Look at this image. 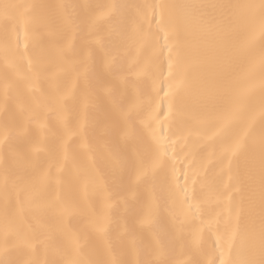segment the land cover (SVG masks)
Instances as JSON below:
<instances>
[{
  "label": "snow or ice",
  "instance_id": "snow-or-ice-1",
  "mask_svg": "<svg viewBox=\"0 0 264 264\" xmlns=\"http://www.w3.org/2000/svg\"><path fill=\"white\" fill-rule=\"evenodd\" d=\"M36 7L42 6L2 5L5 62L10 57L23 60L30 52L28 71L21 80L30 88L35 87V80L51 86L46 89V103L54 106L52 110L62 125L63 164L57 167L68 173L75 171L81 181V200L100 194L101 208L88 217L96 232H115V240L127 237L132 249L146 237L151 256L163 255L167 240L164 223L170 215L181 228L195 227L193 244L198 250L202 247L200 233L208 234L211 243L205 258L194 264H264V100L257 112L253 97L240 95L233 84V65L252 64L258 55L260 95L264 98V0L259 4L151 3L137 6L139 12L134 18L121 14L123 6L118 4L85 5L84 9L99 15L89 17L87 12L81 15L72 11L58 22L49 18L56 23L54 33L42 30L32 14ZM208 10L219 11L202 31L203 51L213 58L216 70L205 99L192 106L187 100V76L174 71V64L181 57V27L203 25ZM100 20L110 25L107 36L93 32L85 35V29L96 27ZM93 35L96 38L89 40ZM53 47L67 66L63 77L47 74L44 59ZM149 49L153 53L148 60L153 70L151 92L132 100L127 90L118 86L123 65L134 50ZM142 63V57L137 56L133 69H140ZM12 66L19 70L18 63ZM69 99L78 101L80 107H61V102L66 104ZM5 101L7 105V89ZM93 108L101 110L109 129L102 154L109 163L98 175L78 163L81 151H91L86 133L95 126L89 119ZM65 112L70 113L68 118ZM9 136L5 125L4 140ZM179 144L184 148L169 156V148ZM73 145L79 147L73 149ZM190 145H195V153L189 151L179 160ZM193 154L200 157L198 167L188 164ZM95 164L93 159L91 165ZM217 170L221 181L224 176L228 179L222 187L208 183L209 175H216ZM55 179L51 168L44 171L36 165L4 169L0 229L5 258L0 264H18L8 258L10 251L34 249L44 243L41 236L47 224L42 210L62 222L65 214L79 207L72 194H54ZM213 201L214 210L201 213ZM121 204L123 212L117 217ZM65 238L68 248L64 264H85L78 258V236L66 230ZM112 247L113 243L110 252ZM103 264L120 262L114 257ZM148 264L171 262L151 259Z\"/></svg>",
  "mask_w": 264,
  "mask_h": 264
},
{
  "label": "bare ground",
  "instance_id": "bare-ground-1",
  "mask_svg": "<svg viewBox=\"0 0 264 264\" xmlns=\"http://www.w3.org/2000/svg\"><path fill=\"white\" fill-rule=\"evenodd\" d=\"M260 0H0V214L3 209V183L2 177L5 168L10 170L21 169L36 165L44 171L51 168L55 174L53 182L54 194L70 193L73 198L79 202V207L64 215L62 222L57 221L51 214L42 210V218L47 224L41 240L44 243L37 244L34 249L22 248L18 251H10L8 258L15 260L18 264H64L66 259V251L68 242L65 238V231L71 230L79 238L80 250L78 258L83 260L85 264L91 261L92 264H103L116 258L120 264H148L151 259H167L171 264H189L197 260L205 258V254L210 246L208 234L200 233V243L202 247L198 250L193 244V232L195 227L178 226L177 222L169 215L164 223L167 230V240H165V251L163 255L153 254L151 256L149 242L145 237L143 241L137 243L135 248L128 246L127 237H121L115 240V232L104 235L99 234L90 225L88 217L94 211H99L102 206V199L99 193H93L92 199L81 200V181L72 173L58 170V163L63 164V147L60 140L62 125L57 121L54 113L53 105L46 103L47 92L51 86L40 80L33 81L35 87L30 88L21 80V75L27 73V61L32 58L29 52L23 60L10 57L5 62L3 54V28L5 24L2 5L10 4H26L36 5L32 9V14L40 22L42 30L54 33L56 31V23L61 20L66 12L75 11L83 15L87 12L89 17L99 15L90 9H84L85 5H106L118 4L123 6L120 9L121 14L136 17L139 9L137 6L151 3H170V4H225L239 3L259 4ZM69 5L74 9H65L61 6ZM213 16H219V11L208 10L203 25L195 23L181 27V57L174 64V71L184 72L188 80L187 100L192 106L199 104L205 99L207 92L212 87V75L216 70L213 58L203 51L202 31L207 28V22ZM49 18L55 22H49ZM150 18V17H149ZM145 30L148 24L144 25ZM154 27V25H153ZM110 25L103 20L97 22V26H89L85 29V35L88 32L96 33L99 36H107ZM24 28L21 26V40L23 41ZM96 35L89 36V40H94ZM160 43L163 44V34L161 33ZM29 44L31 42L29 41ZM21 52L24 51L23 43L21 44ZM152 51L145 50L141 52L133 51L129 58L125 61L124 71L121 73L118 86L126 89L130 98L135 100L140 97H146L151 92L152 85V68L148 64V60L152 57ZM137 56L142 57L143 63L140 69H133V64ZM50 58V63H49ZM164 71L167 72V51L164 57ZM18 63L19 70L12 65ZM45 65L48 67V75L63 77L67 66L57 54L55 48L46 53L44 59ZM131 69V70H130ZM233 84L237 92L245 97L252 96L253 104L256 111L264 98L260 95V65L258 55L252 64H242L236 62L233 65ZM7 73V80L5 74ZM159 80L156 82V88L159 89ZM8 92V101L6 105L5 91ZM163 93H161V96ZM75 105L80 107L79 102H73L70 99L61 102V107H72ZM160 101L157 100L159 108ZM98 109H91L89 113L90 121H93L94 128H89L86 133V139L91 151L79 153L78 163L82 166H88V170L93 175H98L109 163L102 157L104 153L103 140L108 134V125L103 116L100 115ZM70 113L65 112V118ZM5 125L10 130L8 140H4ZM175 139V137H174ZM257 152L259 148V132L256 135ZM73 145V149L78 148ZM184 148L183 144L169 148V156L173 151H180ZM191 151L195 153V145H190L180 155L179 160H183L185 155ZM96 159V164L91 165V161ZM200 157L193 154L188 159V164L199 165ZM179 167V165H178ZM202 174V173H201ZM179 175V172H177ZM228 182L227 176L223 177V181L219 179V170L216 175H209L208 183L210 185L219 184L221 187ZM226 199V198H225ZM43 207V201L40 202ZM215 202L201 209V213L212 212ZM220 209L216 208L215 211ZM123 212L121 204L117 209L116 216ZM200 215V214H198ZM2 218V215H0ZM199 220H197V225ZM122 231V229H121ZM215 240V237H212ZM167 241L171 242V246L167 247ZM113 243L112 252L109 251ZM5 258L3 246V232L0 229V259Z\"/></svg>",
  "mask_w": 264,
  "mask_h": 264
}]
</instances>
